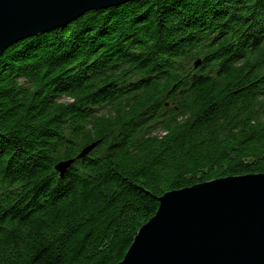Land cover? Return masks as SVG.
Returning <instances> with one entry per match:
<instances>
[{
  "label": "trees",
  "instance_id": "obj_1",
  "mask_svg": "<svg viewBox=\"0 0 264 264\" xmlns=\"http://www.w3.org/2000/svg\"><path fill=\"white\" fill-rule=\"evenodd\" d=\"M254 174L264 0H136L0 55V264H118L164 194Z\"/></svg>",
  "mask_w": 264,
  "mask_h": 264
},
{
  "label": "water",
  "instance_id": "obj_2",
  "mask_svg": "<svg viewBox=\"0 0 264 264\" xmlns=\"http://www.w3.org/2000/svg\"><path fill=\"white\" fill-rule=\"evenodd\" d=\"M136 0H0V55L86 13ZM201 61L196 62L198 68ZM100 142L86 146L87 157ZM76 159L59 162L63 178ZM118 264H264V174L228 177L159 198Z\"/></svg>",
  "mask_w": 264,
  "mask_h": 264
}]
</instances>
